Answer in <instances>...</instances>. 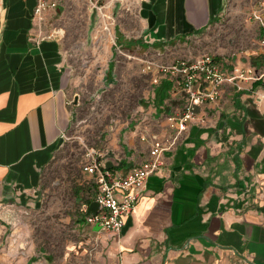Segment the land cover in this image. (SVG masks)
Segmentation results:
<instances>
[{"label":"crops","instance_id":"obj_1","mask_svg":"<svg viewBox=\"0 0 264 264\" xmlns=\"http://www.w3.org/2000/svg\"><path fill=\"white\" fill-rule=\"evenodd\" d=\"M36 4L0 0V264H16L7 209L35 196L72 122L73 58L58 31L38 34ZM224 5L153 0L143 18L150 37L164 43L216 23ZM219 62L236 79L198 108L164 153L120 234L86 222L97 211L87 175L83 237L62 264H264V56ZM155 95L147 117L123 127L103 150L104 168L126 175L149 158L151 138L170 136L167 118L185 96L166 77ZM35 256L20 262L59 264L50 257L31 262Z\"/></svg>","mask_w":264,"mask_h":264},{"label":"rangeland","instance_id":"obj_2","mask_svg":"<svg viewBox=\"0 0 264 264\" xmlns=\"http://www.w3.org/2000/svg\"><path fill=\"white\" fill-rule=\"evenodd\" d=\"M96 1L61 0L43 24L44 33L62 35L73 58L72 122L35 196L7 209L16 264L34 253L39 257L31 262L50 257L62 264L81 243L92 185L82 166L94 152L101 160L123 127L139 123L154 108L160 84H151L147 62L170 64L204 54L223 62L259 53L260 31L251 12L261 0H225L216 23L164 43L150 37L143 18L153 0H99L100 9L93 7Z\"/></svg>","mask_w":264,"mask_h":264},{"label":"built area","instance_id":"obj_3","mask_svg":"<svg viewBox=\"0 0 264 264\" xmlns=\"http://www.w3.org/2000/svg\"><path fill=\"white\" fill-rule=\"evenodd\" d=\"M60 1L36 0L33 18L39 35L43 33L47 13L55 11ZM98 1L93 4L96 9H100ZM251 18L259 27L258 48L264 56V0L251 12ZM144 72L150 76L153 86H158L162 78H168L176 90L182 91L185 103L180 111L171 113L167 118L170 136L151 138L149 158L126 175L104 168L95 152L83 164V173L92 177L94 202L97 205V211L88 215L86 222L91 226H100V231L122 232L126 218L133 213L146 189L148 179L162 167L164 153L176 145L188 125L197 119L198 108L208 101H215L221 87L236 79L235 75L225 71L223 63L208 54L170 64L149 61L145 64Z\"/></svg>","mask_w":264,"mask_h":264},{"label":"trees","instance_id":"obj_4","mask_svg":"<svg viewBox=\"0 0 264 264\" xmlns=\"http://www.w3.org/2000/svg\"><path fill=\"white\" fill-rule=\"evenodd\" d=\"M198 32H200V31H198ZM198 32H197V33H198ZM188 36H190V35H188ZM113 67H114V63H113V61H111V62L109 63V75L112 74Z\"/></svg>","mask_w":264,"mask_h":264},{"label":"water","instance_id":"obj_5","mask_svg":"<svg viewBox=\"0 0 264 264\" xmlns=\"http://www.w3.org/2000/svg\"><path fill=\"white\" fill-rule=\"evenodd\" d=\"M94 230L97 231V232H99V231L101 230V228H100V226L96 225V226L94 227Z\"/></svg>","mask_w":264,"mask_h":264},{"label":"bare ground","instance_id":"obj_6","mask_svg":"<svg viewBox=\"0 0 264 264\" xmlns=\"http://www.w3.org/2000/svg\"><path fill=\"white\" fill-rule=\"evenodd\" d=\"M102 10V9H101Z\"/></svg>","mask_w":264,"mask_h":264}]
</instances>
